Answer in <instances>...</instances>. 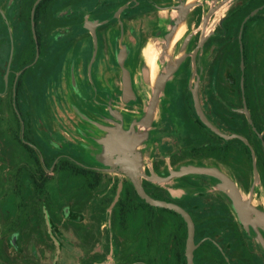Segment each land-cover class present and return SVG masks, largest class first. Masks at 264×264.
<instances>
[{
  "label": "rangeland",
  "instance_id": "rangeland-1",
  "mask_svg": "<svg viewBox=\"0 0 264 264\" xmlns=\"http://www.w3.org/2000/svg\"><path fill=\"white\" fill-rule=\"evenodd\" d=\"M35 1L0 0V94H2L0 120L4 119L0 121V183H6L9 188L5 209L7 228L4 231L7 240L5 245L7 258L12 260L10 263H17L22 256L25 258L22 264H32L34 257L39 258V264H182L186 259L185 253L183 252L184 255L177 259L176 254L171 252V245L174 236L178 233L186 238L187 230H183V223L175 214L151 207L150 218L145 225L140 213L142 204H136V217L133 221L118 224L114 219L115 211L110 207L113 205L116 184L122 174H107L100 188L103 197L98 193V199L95 197L90 199V193L86 191L87 196L84 194L86 179L79 173L49 170L47 171L48 176L51 177L47 185L49 198L35 206L36 208L25 202L33 199V193L29 188L30 181L22 176L24 173L20 170L26 166L32 168L34 162L19 143L22 128L17 123L15 107L12 103V88L16 83L17 72L22 67L27 69L19 94L20 109L26 122L25 136L28 140L39 144L44 152L47 168H50L54 158L60 155L94 163L101 149L104 152L100 158L101 162L109 166L111 158L120 155L121 149L114 145L103 144L109 134L103 136L98 130L95 90L87 89L83 80L84 64L82 65L81 59L85 52V48L81 46L83 1L52 0L48 6L42 8L39 18L42 46L38 56L29 20ZM94 1L89 0L88 5ZM218 1L222 6L215 16V22L227 12L231 4V1L227 0H214L213 3L217 5ZM173 13L179 14V9ZM212 27L213 25L209 29ZM236 39L237 31H234L230 38L221 34L216 35L212 44L222 43V46L215 51L216 59L209 72L204 73L199 79L190 67L189 75L181 85L182 90L175 86L178 76L172 77L158 98V103L165 107L157 109L156 116L150 121L145 115L140 116L141 126L132 140L131 152L145 157L141 156L142 164L167 161L161 172L154 171L153 174L147 175L154 196L173 198L168 192L169 188L173 189L175 193H180L176 200L191 211L196 207L197 201L203 202L206 216L199 219L201 225L197 239L204 234L212 235L218 240L227 236L226 232L223 235L221 231L224 226L220 221L215 223L218 224L217 227L208 228L216 225L203 224L208 220L211 212L216 210L211 208L208 212L206 206L219 204L216 196L222 199L224 192L218 189L219 180L208 174H187L167 180L159 179L169 176L171 170H180L195 162L191 159L192 145L189 142L193 136L191 133L193 129H185L184 126L189 124L183 123L180 118H175L173 115L170 117L168 112L175 113L174 111L185 106L193 110L195 108L193 89L197 87L201 113H204L205 118L210 122L215 123L216 127L225 128L227 131L231 127L228 123L234 126L235 122L239 124L245 118L241 113L243 107L241 93L242 87L248 83L250 87L248 107L263 120L264 20L257 27L256 24L254 25L250 36L246 35L249 55L262 57L259 65L249 62L244 64L242 69L238 57V44L233 43ZM145 52L150 57V67L155 81L158 73L163 74L168 69L170 61L163 55L165 50L162 41H150ZM228 55L238 58L232 61L224 59ZM246 69L247 79H242L241 71ZM139 83L141 81L138 78L136 85L140 88ZM152 91L153 86L149 94L144 95L147 100L151 98ZM86 93L91 96L87 97ZM125 116H127L125 124L128 125L129 117L127 114ZM154 122L156 126L163 127L162 131H164L157 132L155 139L146 127ZM173 126H177L178 129L176 128L175 131L180 133L170 132ZM124 136L128 141V131H125ZM171 137H180L179 141H182L179 149L181 154H177L182 158L175 159L172 163L168 160V155H165L167 150L162 144ZM216 141L224 143L222 139ZM152 155L160 159H153ZM214 161L216 169L227 170L223 158L216 157ZM246 177L252 184L253 172L250 160H247ZM17 182L22 185L21 188L26 191L25 193L10 188ZM197 182L201 183L199 191H195ZM262 184L261 179L258 180L257 189H260ZM205 193L208 195H204ZM197 194L201 196L197 197ZM262 201L264 198H257L255 203L260 204ZM4 203V194L0 189V205ZM45 221L47 225L53 221L56 238L61 243L58 259H55L56 247L46 232ZM133 227L137 228V232L141 231V237L145 239L143 241L138 238L134 246L131 234ZM16 231L19 233L18 238L12 243L10 236ZM147 237L150 247L144 250ZM14 247L18 249L14 250ZM134 247L136 250H133ZM33 251L37 255L33 254ZM212 255L209 256L215 259ZM209 256L206 259H209ZM197 264L211 263L201 256L198 257Z\"/></svg>",
  "mask_w": 264,
  "mask_h": 264
},
{
  "label": "flooded vegetation",
  "instance_id": "flooded-vegetation-1",
  "mask_svg": "<svg viewBox=\"0 0 264 264\" xmlns=\"http://www.w3.org/2000/svg\"><path fill=\"white\" fill-rule=\"evenodd\" d=\"M82 1L84 10L81 22V35L83 36L81 46L85 48V52L81 56L82 65L84 64L83 80H85L87 89L95 90L98 130L103 133V136L109 134L105 137L103 144L120 147V155L112 157L111 165L109 166H105L101 162L100 158L104 155L102 149L98 152V159L94 163H86L75 157L60 155L55 157L50 168H47L44 152H42L39 144L28 140L25 136L26 122L22 117L23 111L20 109L19 94L22 90L27 69L22 67L17 72L16 83L12 88V103L15 107L14 112L17 116V123L22 128L19 143L26 149L27 154L34 162L32 168L26 166L20 170L24 173L22 176L30 181L29 188L33 193V199L25 202L36 208L39 203L45 202L49 198L47 191V185L51 179L47 172L49 170H58L60 172L67 170L79 173L81 177L86 179L84 194L87 196L86 191L90 193V199L92 197L98 199L99 194L100 197H103V194L100 193V188H102L107 174H122L116 184L113 205L110 207V209L115 211L113 217L118 224L121 222L126 224L128 221H133L136 217V204H142L140 213H142L141 217L146 225L150 218L149 209L151 207L168 208L153 206L141 198L130 176V174H136L149 195L157 199L175 202L185 208L191 215L195 224L194 243L197 245L193 251V264H197L198 257L201 256L211 264H264V201L260 204L255 203L257 198H264V118L263 120L262 118L260 119L259 115L248 107L250 88L248 83L244 86L242 85L241 93L243 97L241 113L244 114L245 118L239 124L235 122L234 126L228 123L231 127L227 131L225 128L216 127L215 123L210 122L205 118V114L201 113L194 97V91L197 93V87L193 89L195 103L193 110L189 109L188 106L174 111L175 113H169L168 110L164 109L170 117L173 115L175 118H180L183 123H188L190 127L184 126L185 129H193L191 131L193 136L189 142L192 145L190 149L191 159L195 160V162L188 167L216 169L214 160L216 157L223 158L227 170L220 169L219 171L233 183L235 192L243 203L242 207L236 204L230 188H221L224 182L219 177L206 172L189 173L208 174L219 180L218 189L224 192L223 198L221 199L215 195L219 199V204L213 206L208 204L206 206L207 211L211 208H216V210H213L212 214L210 213L208 220L203 224H215L220 221L222 226H224V229H221L223 235L225 232L227 233L226 237H222L223 239L218 240L207 234L197 239L201 225L199 219L206 216L203 202L200 200L197 201L196 207L191 211L182 205L181 202H178L179 200H176L180 193H175L173 189H168L169 194L173 198H165L160 195L154 196L148 183L150 178L147 175L153 174L154 171L161 172L167 161L142 164L141 160L145 157L131 152L133 147L132 140L141 126L140 116L145 115L146 119L150 121L156 116L157 109L160 110L165 107V105L158 103V98L162 91L166 89L171 78L178 76L175 86L177 89L182 90L181 85H183V81L189 75L190 67L193 74L199 79L202 78L204 73L209 72L211 65L216 59L215 51L222 46V43L219 45L212 44L216 35L221 34L230 38L234 31H237V39L233 43L237 42L238 44V57L242 69L243 65L249 62L255 63V65H259V62H262L260 61L262 58L260 55H249L246 35L250 36L254 25L256 24L257 27L264 20V0H227L231 1L230 7L217 22H215V16L222 5L219 3L220 1L216 5V3H213L214 0H95L89 4L90 7L88 5L89 0ZM36 2L37 0L34 2L29 20L35 51L38 56L41 52L42 42H39L38 38L39 50L37 51L33 27H35L37 37H39L40 13H37V5L40 1L37 4ZM176 9H179V14L174 15L173 11ZM33 21L35 22L34 26ZM211 25L213 27L209 29ZM150 41H162V46L165 50L163 55L165 59L170 61L168 69L163 74L158 73L155 81L153 80V72L150 67V57L145 52ZM225 58L231 61L235 59L231 55ZM170 69H173V72L164 85L159 88L156 101L153 103L158 83ZM125 71L130 80V90L128 92H125L124 88ZM241 76L242 79H247L248 70H242ZM138 78L141 81L139 83L140 88L136 85ZM20 82L21 86L19 88ZM152 86V96L147 100L144 95L149 94ZM86 96L90 97L91 95L86 93ZM147 101L148 104H146ZM126 114L129 117L128 125L125 124ZM2 120L4 119L0 121ZM212 126L227 136L220 135ZM146 127L149 130V134H153L152 138L154 139L157 137L155 134L162 131L163 128L156 126L155 122ZM176 128L178 129L177 126H173L172 130L170 128V132L180 133V131H175ZM125 131H128V141L126 136H124ZM216 139H222L224 143L216 141ZM179 140L180 137H171L168 141L162 143L167 150L165 155H168V160L171 163L175 159L182 158L179 150L181 149L180 143L182 141ZM178 153L180 154L177 155ZM151 158L160 159L157 156L155 157V155H152ZM164 159L167 160L166 157ZM247 160L252 161V184L249 183L246 177ZM260 179L263 184L260 189H257L256 183ZM200 184V182H197L198 186L195 187V191L201 190ZM11 187L17 192L23 188L18 182L11 185ZM0 189H2L5 198L4 205H0V218L2 220L0 221V264H8L12 260L7 258L5 247L7 240L6 232L4 231L7 228L5 209L9 188L6 183H0ZM23 191L24 193L26 192L23 189L22 193ZM204 195L208 194L205 193ZM200 196L201 194H197V197ZM177 214L180 217L175 214L176 217L182 223L183 221L185 222L187 232L186 238L181 233L174 236L171 252L176 254L177 259L185 253L186 259L182 264H187L188 227L185 219L179 213ZM215 214L223 215L217 216ZM215 225L208 226V228L218 226V224ZM46 227V232L56 247L55 259H58L61 252V243L56 238L53 221H50L48 225L46 224ZM18 234V231L12 233L10 236L12 243H15ZM131 234L133 246L138 238L145 240L144 237H141V231L137 232L135 227H133ZM144 236L146 237V233H144ZM148 240L149 237H147V244H145L144 250L150 247V241L148 242ZM13 249L16 250L18 248L14 247ZM133 250H136V248L134 247ZM33 254H35V251H33ZM209 255L214 256L215 259ZM207 256H209V259H206ZM20 258L17 263L10 264L24 263L25 258L22 256ZM32 264H39V258L34 257Z\"/></svg>",
  "mask_w": 264,
  "mask_h": 264
},
{
  "label": "water",
  "instance_id": "water-1",
  "mask_svg": "<svg viewBox=\"0 0 264 264\" xmlns=\"http://www.w3.org/2000/svg\"><path fill=\"white\" fill-rule=\"evenodd\" d=\"M40 0H37L36 4L39 2ZM35 25V22L33 21V26ZM33 32H34V39L36 41L37 44V51L39 50V45H38V37H37V33H36V29L35 27H33ZM173 72V69L168 70V72L166 74H164L161 78V80L158 83V88L155 91L154 97H153V103L156 101L157 98V93L159 91V88L161 86L164 85L165 81L167 80V78L170 76V74ZM129 77L127 72L125 71V75H124V88H125V92H128L130 90V82H129ZM195 95V103L198 106L199 105V101H198V96L196 91H194ZM152 103V105H153ZM199 107V106H198ZM209 124V123H208ZM210 125V124H209ZM211 126V125H210ZM213 127V126H212ZM215 129V131L217 133H219L220 135L223 136H227L225 133L219 131L217 128L213 127ZM196 172H206L209 174H213L217 177H219L224 183L221 185V188L226 189V188H230L232 195L234 197V200L236 202V204L239 207H242L243 203L241 201V199L239 198L238 194H236L235 192V187L233 185V183H231V181L219 170L214 169V168H199V167H186L180 170H172L170 175L164 178H159L161 180H167L171 177L174 176H180V175H185V174H189V173H196ZM131 179L135 185V188L138 192V194L141 196V198L146 201L147 203L153 205V206H158V207H164V208H168L171 210L176 211L177 213H179L186 221L187 223V227H188V237H187V247H186V256H187V264H193V251L195 249V247L197 246L194 243V236H195V224L194 221L191 217V215L189 214V212L183 208L181 205L175 203V202H171V201H167V200H162V199H157L152 197L151 195H149L144 187L142 186L138 176L136 174H130ZM58 243V242H56Z\"/></svg>",
  "mask_w": 264,
  "mask_h": 264
},
{
  "label": "trees",
  "instance_id": "trees-1",
  "mask_svg": "<svg viewBox=\"0 0 264 264\" xmlns=\"http://www.w3.org/2000/svg\"><path fill=\"white\" fill-rule=\"evenodd\" d=\"M52 0H40V2L38 3V5H37V13H40V11L42 10V8L44 7V6H48L49 4H50V2H51ZM39 42L41 41V37H40V35H39ZM20 86H21V82H20V85H19V88H20ZM82 169V168H81ZM161 209H163V208H161ZM163 210H167V211H169V212H172V213H174V214H176V215H178L175 211H172V210H168V209H163ZM179 216V215H178ZM180 217V216H179ZM183 227H184V229L183 230H186V225H185V222L183 221ZM183 234H185V233H183ZM185 236V235H184Z\"/></svg>",
  "mask_w": 264,
  "mask_h": 264
}]
</instances>
